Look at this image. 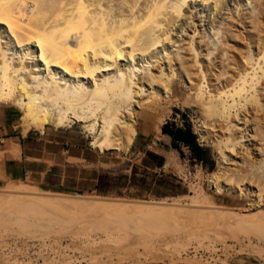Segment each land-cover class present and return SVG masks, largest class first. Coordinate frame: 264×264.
Segmentation results:
<instances>
[{
  "label": "rangeland",
  "instance_id": "rangeland-1",
  "mask_svg": "<svg viewBox=\"0 0 264 264\" xmlns=\"http://www.w3.org/2000/svg\"><path fill=\"white\" fill-rule=\"evenodd\" d=\"M9 1L12 0H1L0 5L3 3L8 8L12 4ZM36 1L34 0V3H44L46 6L42 7L41 4V8L38 9V6L36 10L44 14L43 20L32 22L33 27L40 30L47 27L50 20L53 22L57 17L60 19L62 14L63 16L67 14L66 9L70 11V8L77 5L75 4L77 0H56V2L52 0L53 3L50 0ZM88 1L98 3L100 0ZM122 1L123 5L128 7L129 14L126 11V15H130V11L137 8L142 12H138L141 14L139 18H135L136 15L130 17V23L133 21L140 24L141 34L142 31L147 32L148 36L150 35L148 32H152L153 36L156 35L161 40L154 39L152 35L147 37L148 40L144 37L145 33L143 39H147L149 43L164 44L153 49L151 45L150 49L148 44V50H150L148 54L151 50L155 51V58L150 59L147 58L148 56L143 57L144 59L140 58L138 65L134 64V70H139L138 74L142 71V77L151 73L156 76L162 74L164 81L168 83L169 80L173 81L172 84H175L179 90L170 98L142 92L140 102L143 110L138 105L134 107V104L130 106L131 108L129 107L132 112L147 113L148 111L149 114L146 120L137 121L135 124V140L128 149L108 150L103 153L91 147L94 137L92 129L94 127L98 129V121L94 119V115H90L93 114L91 111L87 114L92 120L87 118V123L71 120L62 126L46 124L22 133L20 119L23 116L22 113L10 103H0V107H10L16 112L12 134L29 139L24 149L29 156L27 166L31 170L30 173L22 174L15 179L0 180V264H68L67 260L70 257L71 259L80 257L79 254L87 258H90L88 255L94 254L102 256L101 260L109 258L113 260L106 261L105 264H203L204 261L215 264H264V200L258 208L249 210L251 203L249 192L247 191L241 198L233 189L234 185H238L240 181L237 175L243 164L242 159H232L231 162L234 164L237 161V166H227L231 170L228 168L226 180L228 182L232 180L234 183L230 184L233 185L226 187V190L222 189L219 193L212 190L210 183L212 175L221 171L219 165L222 160L221 153L227 150L226 136L217 129L211 128L210 132L205 133L201 128L206 123H216L217 127L218 125L219 127L228 126L230 125L228 118L236 115L237 109H231L232 112L229 110L230 113L226 109V106L232 104L231 98L220 99L214 94L215 92L210 91L209 82L205 78V74L208 73L206 65L214 60L209 73L214 76L210 78L213 79L212 84H217L216 75H219L223 68L227 70L229 67L224 65L228 59L226 57L228 52V55H234V58L237 57L236 61L240 62L243 58H249V56L251 58L260 50L264 53V41H260L263 43L261 44L247 39L250 34L255 38L258 35H264V0H134L135 2L110 0L109 6L104 4V8H113L108 17L110 21L121 19L122 13L118 12V6L122 5ZM31 2L32 0L29 3L33 4ZM54 2L56 5L59 4L58 8ZM133 6H135L134 10ZM46 9L51 11L48 12ZM133 13L135 12H132V15ZM157 15H160L159 18ZM145 18L149 21L146 22ZM37 23H39L38 26ZM20 30H17V33L14 29L13 33L18 34L17 36L24 34ZM4 31L6 32L3 27H0V33ZM261 37L264 40V36ZM126 50L129 51V48ZM7 52L12 53L13 58L17 53L13 49ZM26 54L31 66H35V54L31 53V50H26ZM22 55L25 56L22 52L16 57ZM254 56L252 58L255 59L256 55ZM180 58L186 59L188 64L191 63L188 71L187 69L181 71ZM171 61L174 62V68L169 70ZM227 62L230 63V61ZM152 65L153 69L150 67ZM260 66L264 67V64L261 63ZM128 71L126 60L107 78L114 79L115 76L120 77ZM189 73H192L191 75L196 73V76H193L195 80L192 82L195 87L189 83ZM46 75L44 79L48 80L51 76L48 78ZM57 75L58 79L59 73ZM197 76L199 79L195 78ZM64 82L67 81L64 80ZM86 84L84 82V85ZM148 103H152L153 107L147 108ZM78 112L83 114L84 111ZM88 115L84 114L85 117ZM181 115L189 119L200 145L207 149L209 158L205 165L191 159L186 148H183L184 157L181 158L175 150L171 149L170 139L161 133V126L165 122L180 124ZM253 117V115H247L246 120H250L246 123L241 116V120L234 124L245 129L242 133L245 134L250 148H262L264 147L261 140L264 139L263 134L261 135L260 132L262 138L256 134L260 130ZM116 118H120L121 122L125 121V115ZM261 122L264 126V120ZM118 123L115 121L116 125L113 124L110 131H114ZM206 136L210 137L209 141L205 140ZM215 137L220 139L214 142L212 138ZM148 152L164 158L160 167H156L153 160L146 158ZM164 165L167 166L165 170L162 169ZM261 166L258 175L264 177V164ZM227 181L224 180L225 183ZM254 184H252L251 194H258L259 191L256 188L260 187L262 190L263 183L259 186L258 183ZM31 194H35L36 197L40 194H54L81 196L115 203L137 201L161 202L169 205L160 206L157 211L152 209L148 211L150 213L146 212L144 215L143 212L133 215L122 211H102L101 207L98 208L92 203L77 208L56 206L42 209L37 203L27 202H30V198H35ZM106 227L110 231L108 228L105 229ZM161 244L162 251L168 254L173 253L178 259L177 262H160L145 258L147 251L149 254L157 253L154 247L160 246L162 249ZM143 245L148 246L143 247ZM147 247L152 250L149 252L145 249ZM139 253L143 255L137 257Z\"/></svg>",
  "mask_w": 264,
  "mask_h": 264
},
{
  "label": "bare ground",
  "instance_id": "bare-ground-1",
  "mask_svg": "<svg viewBox=\"0 0 264 264\" xmlns=\"http://www.w3.org/2000/svg\"><path fill=\"white\" fill-rule=\"evenodd\" d=\"M30 1L31 0H12L9 1L12 2V4H10L8 8L3 3V6L0 5V27H3L6 30V32L4 31L3 33H0V103H10L22 113L23 116L20 119L22 122L23 133H27L31 129L43 127V125L46 124H51L53 126H62V124L71 120L79 123H84L86 121L88 122L87 118H90L87 112L91 111L93 114L90 115H94V119H97L98 121V129L95 127L92 129L94 137L91 143V147L99 151V153H103L108 150L118 151L121 148L128 149L136 138L135 124L137 123V121H143L149 117L148 111L147 113H144L143 111H138L135 113L129 109V107L134 104V107L138 105L139 108L143 110L141 108L140 102L141 93L149 92V94L153 96L161 95L163 98H170L174 94V92L179 90L177 89L178 87H176L175 84H172L173 81L171 82V80H169V83L164 81L165 78L163 79L162 74L161 76H156L154 73L147 74L146 72L147 76L142 77V71L138 74L139 70H134V64L136 63L138 65V60L140 61L141 59H144L143 57L148 56L147 58L150 59L155 58V51L151 50V52H149L150 54H148V51H150L148 50L149 47L151 49L152 46L153 49L156 46L159 47L160 45L157 40L155 41L158 44H155L153 42H151L153 43L151 44L147 42V39L152 35V32H148V34H150L148 36L146 34L147 32H144L146 35L144 36L143 31L142 34L140 33V24L138 25L137 23H133V21L132 23H130V17H134L136 15L135 18H139L141 14H139L138 12L141 11H139V8L137 7L136 8L138 9V11L137 9L134 10L136 6L135 4V6H133L134 11H130L131 16L126 15L125 12H128V7L126 8V6L123 5L124 2L122 1V5L118 6V12L122 13L120 15L121 19L117 21L112 19L110 21L108 17L109 15H111L110 13L113 8H104V4H107V6L110 5V0H98V3H90L88 0H86L87 2H85V0H77L76 3L74 2L75 4H77H74V8H70V11L68 9H66L68 11L65 10V12H68L69 15H67V13L65 14L66 16H63L62 14V17H59L60 19H58V17L56 19L53 18V20L55 19V21L52 22V20H50L51 22L48 24V26H45L43 29L40 27L42 29L40 30L38 28H34L32 22H35L36 20H40L41 22L43 20L44 14L36 11L38 6V9L41 8L40 5L42 3L37 4L34 3V0H32L33 4H30ZM50 2H52V0H50ZM55 2L54 4L56 5ZM43 5L44 3L42 4V7ZM58 5L59 4L57 3L56 7ZM44 7L46 6L44 5ZM91 7H94V9H90ZM63 8H65V6ZM132 12H135L136 14L133 13L132 15ZM145 14L147 15L148 12ZM159 16L160 15H157L158 18ZM157 17L155 19H157ZM147 21L149 20L146 19V22ZM142 22H144V20ZM38 25L39 23H37V26ZM14 29L16 31L21 29L20 32L23 31L24 34H19V36H17L18 34L15 35L13 33ZM138 30L139 33H137ZM143 36L148 38L145 40L143 39ZM154 36V39H158V36ZM259 36L261 37L264 35H258L255 38L250 34L247 39H249L251 42L253 41L254 43H261L260 41L264 40ZM158 40L160 41L161 39ZM170 40L171 38L169 39V41ZM127 48H129V51L126 50ZM9 49H13L15 50V52H17H14L15 58L12 57V53L7 52V50ZM26 50H31V53L35 54V66H31L32 64L30 63L29 58L26 54ZM22 52L25 54V56L22 55L16 57L18 53ZM228 54L229 52L226 54V57L228 59H226V63L224 61V65H227L229 67H227V70H224L223 68L222 72H220L219 75H216L217 84H212L213 79L210 78H214V76L209 73L210 66H213L214 60L206 65V70L208 71V73L205 74V78H207L209 82L210 91L215 92L214 94H216V96H218L220 99L228 100L231 98L232 104H229V106L225 105L226 109L228 110V113H230L229 110L231 111V109H237V112L234 116L229 115L231 116L228 118L230 121V125L236 123L238 120H241V116H243L246 123H248L250 119L246 120V116L253 115V120L256 126L259 128L258 130H260L258 132L259 134H256L260 135L261 132V135L263 134L262 137L264 138V126L261 122L264 120V67L260 66L261 63L264 64V53H262V51L260 50L257 54H253V56L256 55L255 59L252 58L253 56L251 58L249 56V58H243V61L241 62L239 60L236 61L237 57L234 58V55L232 56L231 53V55ZM126 60L127 66L129 68L128 73L125 72L120 77L115 76L114 79L107 78V76L112 71L118 69V67H120V64L122 62H125ZM181 60L182 62L179 63V65L181 66V71L183 72V70L186 69L188 71V68L190 66L189 64L191 63L188 64V61L183 58ZM244 60L246 62H244ZM227 61H230V63H228ZM170 63L169 65L171 66L169 67V70L170 68H174V62L171 61ZM150 67L152 69L154 68L153 65ZM259 69L260 71H258ZM52 72L54 74H52ZM55 72L57 74L59 73V80L56 78L57 74H55ZM160 73L161 71L159 72V74ZM191 74L192 73H189V77H187L189 78V83H191V86L195 87L192 82H194L193 80H195L193 76H196V73L193 75ZM199 74L197 75L199 76ZM45 75L48 76V78L49 76L51 77L48 80H45ZM201 75L202 74H200V76ZM198 76L195 78H198ZM61 80L63 81L61 82ZM64 80L67 82H64ZM71 82L73 83L72 85L69 84ZM84 82L89 84V86H87V84L84 85ZM197 85L196 87H198ZM241 102L244 103L242 104ZM146 107L151 108L153 107V104L148 103ZM81 110L84 111L83 114L78 112ZM84 114L88 115V117H85ZM122 115H125V121L123 122L120 121V118H116L117 116ZM115 121H118L119 123L117 124V127L114 128V131H110V128ZM230 125H225V127H219L218 125L217 127L216 123H206L201 126L202 130H204L205 133L210 132L212 128L213 130L217 129L220 133H223V136H226L225 147L227 148V150L221 153L222 160L219 163L221 171L212 175L210 183L212 185V190L216 191L217 193H219L222 189L226 190V187L228 186L231 187L233 184L231 185L230 183L234 182H232V180L230 182L226 180V176H228V168L230 169V167L227 168V166H237V161L234 164V162H231L232 159H242L241 162L243 164H241L242 166L240 165L241 162L238 164V166L240 165L241 168L240 170H238V175L236 174L240 179V183L238 182L237 185V182H235L238 187L240 185H242V187L236 188V185H234L235 187L233 189L237 191V195L241 198L244 197L246 195V192L248 191L251 201V203L249 204V210H254L258 208V206L264 200V177L258 175L259 169L262 167L261 165L264 164V147L250 148L249 143L246 142L247 140L245 139V134L242 133V131H244L245 129L239 127L237 124L231 125L232 128ZM261 135L259 137H261ZM219 139L220 137H215L212 138V141L217 142ZM205 140L209 141L210 137L206 136ZM261 140L264 142V139ZM263 142L262 144L264 145ZM258 159H260L259 162ZM235 169L234 171L236 172L237 169ZM234 171L232 173H234ZM240 172H242L243 174H241ZM224 180L228 183H225ZM254 183H258V186L259 184L263 183V191L260 187H258L256 189L257 191H259V193L257 192L258 194H251L252 184ZM243 185H245V187H243ZM259 188L260 190H258ZM32 195L35 196V194H31V196ZM30 199V202L27 201L28 203H37V205L42 209L56 206H68L77 208L78 206H86L92 203L94 206L97 205L98 208L101 207L102 211H122L129 214L132 213L133 215L139 214L141 212H143L144 215V213L146 212L150 213L148 211L152 209H155L153 211H157V208H159L160 206L169 205L161 202L137 201L115 203L113 201H101L100 199L86 198L81 196L73 197L54 194H40L37 195V197L35 196V198ZM173 205L175 206L176 204ZM153 211H151V213ZM107 228L108 227H106L105 229ZM133 230L135 231V229ZM144 244H146V242ZM146 246L143 245V247ZM153 247L154 246H152V248ZM145 249H148L149 252L152 250H150L149 247ZM154 250L157 253H154L152 251L154 254H149L147 250V253L143 252L146 253L145 258H150L152 261L169 263H175L178 261L173 253L168 254L163 252V247L162 249L160 248V246L157 248L154 247ZM79 255L80 257H76L73 259H71V257L69 259L67 258L68 260H66L68 264H105L106 261H113L110 258V260H101L102 256L99 257L94 254L88 255L90 256V258H87L82 254ZM138 255L140 256L143 254L139 253L137 254V257ZM203 264L215 263L204 261Z\"/></svg>",
  "mask_w": 264,
  "mask_h": 264
},
{
  "label": "crops",
  "instance_id": "crops-1",
  "mask_svg": "<svg viewBox=\"0 0 264 264\" xmlns=\"http://www.w3.org/2000/svg\"><path fill=\"white\" fill-rule=\"evenodd\" d=\"M15 117L14 109L0 107V180L15 179L31 171L27 166L29 156L24 149L28 137L12 134Z\"/></svg>",
  "mask_w": 264,
  "mask_h": 264
},
{
  "label": "trees",
  "instance_id": "trees-1",
  "mask_svg": "<svg viewBox=\"0 0 264 264\" xmlns=\"http://www.w3.org/2000/svg\"><path fill=\"white\" fill-rule=\"evenodd\" d=\"M161 133L170 139V147L175 150L181 158L184 157L183 148L190 153V158L195 162L205 165L208 160L207 149L202 147L197 135L192 129L191 122L186 116L181 115L180 124L176 122H165L161 126ZM146 158L155 162L156 167H160L164 158L155 153H146Z\"/></svg>",
  "mask_w": 264,
  "mask_h": 264
},
{
  "label": "built area",
  "instance_id": "built-area-1",
  "mask_svg": "<svg viewBox=\"0 0 264 264\" xmlns=\"http://www.w3.org/2000/svg\"><path fill=\"white\" fill-rule=\"evenodd\" d=\"M166 167H167V166H166V165H164V166L162 167V169H163V170H165V169H166Z\"/></svg>",
  "mask_w": 264,
  "mask_h": 264
}]
</instances>
